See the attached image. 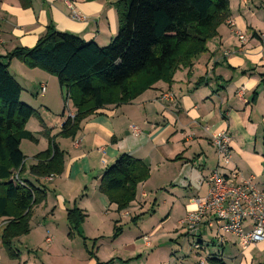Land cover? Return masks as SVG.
Masks as SVG:
<instances>
[{
  "label": "crops",
  "instance_id": "crops-1",
  "mask_svg": "<svg viewBox=\"0 0 264 264\" xmlns=\"http://www.w3.org/2000/svg\"><path fill=\"white\" fill-rule=\"evenodd\" d=\"M229 1L231 18L219 28L217 37L208 43L207 52L197 57L191 68H182L171 85L158 83L129 105L109 106L98 111L82 123L75 139L57 137L68 119L65 110L57 115L64 101L58 79L34 72L38 69H29L30 73H38L29 76L21 62L10 63V70L16 67L18 76H22V81L15 78L23 88L25 101H22L33 107L40 118L31 119L27 125V130L37 140L32 142L34 149L30 156L33 161L29 166L22 151L26 157L24 181L44 189L47 194L46 201L38 206L41 216L37 227L47 232L55 230L60 222L67 221L68 211L76 205L86 216L82 230L88 233L84 237L94 239L95 252H90L87 264H191L190 258L181 257L182 246L176 243L186 236L179 222L186 216L189 203L177 226L170 225L171 212L160 222L156 218L158 213L152 215L145 210L148 197L145 188L156 168L178 171L182 182H188V187L195 190L196 198L207 196L206 180L216 169L225 176L235 174L239 180H253L264 191V0ZM119 2L0 0V56L18 47L33 48L50 25L60 32L105 47L118 33L116 6ZM74 15L81 19H75ZM237 33L245 37V43L239 40ZM163 93H171L173 97L160 101ZM69 105L71 113L76 114L72 102ZM132 126L142 133L133 134ZM222 131H227L231 137L233 158L228 165L219 163L211 141L214 134ZM48 135L56 137L58 147L65 153V170L61 176L38 179L30 174V168L37 164L36 156L48 149ZM77 141L79 145L75 144ZM124 154L143 161L151 177L138 186L137 198L130 207L118 212L116 205H111L99 194V187L106 170ZM173 178L172 185L176 175L173 174ZM52 195L57 205L50 200ZM98 195L100 208L90 209L87 201ZM192 199L195 198L189 200ZM36 217L33 212L32 220ZM128 218L137 228H129V235L125 236L127 227L122 221ZM108 219L113 225L111 235L103 236L101 232ZM152 219L155 221L153 229L145 232L144 224L147 228ZM32 220L30 234L14 242L19 259L10 257L0 241V264H28L20 248H28L24 244L34 245L41 234V230L35 234ZM89 221H93L91 231L87 230ZM5 223V219H0V237ZM247 226L249 230L250 225ZM120 228L121 235L114 238L115 230ZM162 230H167L166 235L175 242L170 247L166 243L157 247L153 244L152 239ZM204 231L202 248L196 251L191 246L190 250L198 256V264H211L209 260L215 258L225 264H264V242L242 252L236 237L227 236L225 245L220 246L216 245L214 231ZM47 238L51 242H46L52 244L54 237ZM209 247L217 252H209ZM55 248L53 253L46 254L47 258L60 256L57 246ZM67 254L68 250L63 249L62 257L67 258ZM103 255L107 257L102 258ZM68 256L71 258L70 254Z\"/></svg>",
  "mask_w": 264,
  "mask_h": 264
},
{
  "label": "trees",
  "instance_id": "trees-1",
  "mask_svg": "<svg viewBox=\"0 0 264 264\" xmlns=\"http://www.w3.org/2000/svg\"><path fill=\"white\" fill-rule=\"evenodd\" d=\"M116 9L118 33L106 47L50 25L33 48L18 47L0 56V219L6 220L0 241L12 258H20L14 242L30 234L33 209L46 201L47 194L28 181L20 185L14 179L25 171L22 142L37 141L27 125L40 118L23 103V88L10 73V63L17 60L58 79L65 108L72 102L77 112L57 137L75 139L82 123L98 111L129 105L158 83L171 85L182 68H191L207 52L208 43L231 18L229 0H120ZM48 140V149L36 156L37 164L30 168L38 179L61 176L65 170V153L56 137L48 135ZM150 177L143 161L124 154L106 170L99 192L122 212ZM85 219L76 205L68 211L69 238L87 239L82 235ZM121 233V228L115 230L114 238ZM209 261L225 264L216 258Z\"/></svg>",
  "mask_w": 264,
  "mask_h": 264
},
{
  "label": "rangeland",
  "instance_id": "rangeland-1",
  "mask_svg": "<svg viewBox=\"0 0 264 264\" xmlns=\"http://www.w3.org/2000/svg\"><path fill=\"white\" fill-rule=\"evenodd\" d=\"M15 64H17V63H15ZM21 66L25 69V71L27 70L26 72L28 74H30L29 76L38 74V73H30L31 71L29 69H27L22 64H21ZM34 72H39L41 74H45V72H43L41 70H36ZM10 73L14 76V78L17 79V77H19L18 79L20 81H22V76H18L16 67H13L10 70ZM21 75H23V74H21ZM36 79H38L37 76H36ZM19 80H17L18 83H19ZM43 89L46 91V87L45 86L42 87V92L44 93L45 91ZM165 94H169V95H171V97H173V95L171 93H163L162 95H165ZM24 98H25V96H24ZM23 101H25V99ZM160 101H162V100H160ZM163 101H169V100L164 99ZM23 103H25V102H23ZM25 104H27V103H25ZM64 108H65L64 101H62V104H60V106H59V112L57 115H62ZM65 111L67 113L71 112V107L69 104H66ZM134 128H136V130H137L138 127L132 126L131 129H134ZM138 131H140V133H142L140 129H138ZM136 134H138V132ZM78 142L79 141H77L75 144L79 145ZM21 149L25 153V155L27 156L26 162H27V166H29L30 163H32V161H33V159L31 158L30 155H31V153H33L34 144L29 140H24ZM153 173L154 174H153V178H152L151 182L145 188V190L148 193V197L145 199V201L147 202V204L145 206V210H147V211L149 210V214H152V215H154L155 213H158L156 218H159L160 222L164 221L166 219V216L171 212V217H172L171 219L172 220L170 222V225H176L177 226V221L181 218V216L184 215L185 205L187 203H189V205H188L189 208L186 207V213H187L188 209L192 208L191 200H189V199L191 197L196 198L194 196H197V194H195L194 189L188 187V185H189L188 182H182V178L179 176L178 171L170 172L167 169H160V171H159L158 168H156L153 170ZM173 174H174V176L176 175V182L174 183V185H172L170 183L173 179H175V178H173ZM185 174L189 175V173L187 171L185 172ZM185 174H184V176H185ZM18 176H19L20 180H22V182H23V180L26 179L24 174H22V175L19 174ZM181 176H183V175H181ZM52 177L53 176L46 177V178H52ZM192 179H193V177H192ZM99 194H101V193H99ZM99 197H100V195H98L96 198L92 197L90 201H87V202H89L88 207L90 209L98 210L100 208V205L97 202L98 201L97 198H99ZM50 200H53L54 205L58 204V202H56V197L54 195L51 196ZM78 201H80V200L78 199ZM87 202H86V204H87ZM155 203H156V205L154 206ZM152 209H154V212H152ZM133 211L134 210H131V212H133ZM33 212L37 216L35 219L32 220V225L34 227L35 234L37 235L39 233L38 231H40V230H41L40 231L41 234H39V236L36 237L37 241L34 245L28 246L27 244H24L29 249L25 248L24 246H22L20 248L21 253L24 254V258L27 261H29L28 264H70V262H71V264H87V261H89V259L91 257L90 252H92L94 250L93 249L94 239L93 240H89V239L84 240L83 238H81L78 235H75V237L73 239L69 238L68 234L70 232V227H69L66 220H63L62 222H60V224H59L60 226L58 228L56 226L55 230H50L49 232L44 231L41 228L37 227V223H38V221H40L39 218L41 216L40 207L35 206L33 209ZM143 218H144V223H145L146 216L144 215ZM91 222H93V221H89V223H88V226H87L88 231H91V229H90V223ZM122 222H123L122 224L125 227H127L126 232H125V236L129 235V232H130L129 228H131V229L137 228L135 226L134 222L130 218L123 219ZM154 222L155 221L153 219L150 220L147 228H145L146 224H144V229H146L145 232H149L153 229V226L155 225ZM110 226L111 225H110L109 219H108L107 225H105L104 228L102 229L101 235L110 236L111 235L109 233L110 228H113V225L111 227ZM179 226H181L180 222H179ZM180 228H178V229H180ZM180 230L183 231L184 229L181 228ZM134 231H137V230H134ZM166 232H167V230L159 231L156 234L155 238L152 239L155 247L161 246L165 243L167 245H169V247H170V245L172 243L173 244L175 243V242H171V237H168L166 235ZM87 233L88 232L82 230L83 236H87L86 235ZM185 235L186 236H184V237H180V240L178 242H176V243H178L179 246H182V248L179 250L181 253H179V254H182L181 257L184 259L190 258L191 264H198V256L195 253H191V251H190L191 246H193V241H192L193 238L187 234H185ZM47 236L54 237V241L52 244L47 243V242H51L50 238L46 239ZM144 239L146 240V242L148 244V242H149L148 237H145ZM225 239H227V238H225ZM46 240H47V242H46ZM216 245H218V244H216ZM55 246H57L56 252H60V256H53V257L47 258L46 254H48V252L53 253V251L56 249ZM65 248L68 250L71 258H69V256H68L69 254H67V258L62 257L63 249H65ZM208 251L213 252V253L217 252V250L212 251L210 247L208 248ZM94 252H95V250H94ZM229 252H227L226 254H228ZM176 253L177 252H175V254ZM29 255H31V256H29ZM84 255H85V260L83 261L82 258H84ZM104 257L106 258L107 256L103 255L102 258H104Z\"/></svg>",
  "mask_w": 264,
  "mask_h": 264
},
{
  "label": "built area",
  "instance_id": "built-area-1",
  "mask_svg": "<svg viewBox=\"0 0 264 264\" xmlns=\"http://www.w3.org/2000/svg\"><path fill=\"white\" fill-rule=\"evenodd\" d=\"M75 19H81L74 15ZM239 40L245 43V37L237 33ZM44 90V89H43ZM45 91V90H44ZM171 95H161L160 100H169ZM70 102H67L69 104ZM68 118L74 114L67 113ZM133 134L140 133L138 128L132 129ZM212 144L216 149L219 163L228 165L233 157L231 137L227 131L212 136ZM17 174L15 181L25 185ZM208 194L191 200V209L180 221L187 235L193 238V249L202 248L201 234L204 229L216 234L217 244L224 246L227 236L238 239L242 252L250 246L264 242V191L253 180H239L235 174L223 175L219 169L207 177ZM189 208V206H187ZM205 224V225H204ZM247 225L250 229L247 230ZM205 232V231H204ZM148 245H151L148 242ZM201 264H204L203 262Z\"/></svg>",
  "mask_w": 264,
  "mask_h": 264
}]
</instances>
